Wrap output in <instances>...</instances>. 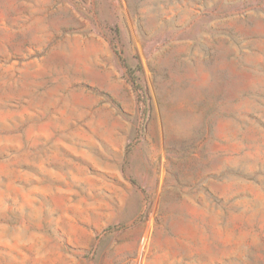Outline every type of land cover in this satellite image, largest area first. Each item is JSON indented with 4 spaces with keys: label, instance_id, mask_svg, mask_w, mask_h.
<instances>
[{
    "label": "rangeland",
    "instance_id": "obj_1",
    "mask_svg": "<svg viewBox=\"0 0 264 264\" xmlns=\"http://www.w3.org/2000/svg\"><path fill=\"white\" fill-rule=\"evenodd\" d=\"M0 264H264V0H0Z\"/></svg>",
    "mask_w": 264,
    "mask_h": 264
},
{
    "label": "trees",
    "instance_id": "obj_2",
    "mask_svg": "<svg viewBox=\"0 0 264 264\" xmlns=\"http://www.w3.org/2000/svg\"><path fill=\"white\" fill-rule=\"evenodd\" d=\"M121 61L123 63V65L126 67V72L128 74V80L130 81V83L133 85L135 90H140L141 91V85H139L138 81H137V77L134 74L135 69H131L129 68L126 63L124 62V59L121 58Z\"/></svg>",
    "mask_w": 264,
    "mask_h": 264
}]
</instances>
